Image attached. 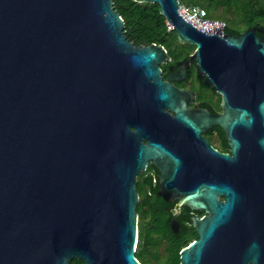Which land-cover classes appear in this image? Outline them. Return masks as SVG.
I'll return each mask as SVG.
<instances>
[{"label":"water","instance_id":"obj_1","mask_svg":"<svg viewBox=\"0 0 264 264\" xmlns=\"http://www.w3.org/2000/svg\"><path fill=\"white\" fill-rule=\"evenodd\" d=\"M134 1L196 46L222 113L185 110L188 92L161 80L164 47L128 41L113 0H0V264H141L135 185L148 162L169 193L188 169L182 203L209 211L180 264H264L262 30L199 29L180 0ZM211 125L232 155L208 147ZM208 153L255 172V196L205 183Z\"/></svg>","mask_w":264,"mask_h":264},{"label":"flooded vegetation","instance_id":"obj_2","mask_svg":"<svg viewBox=\"0 0 264 264\" xmlns=\"http://www.w3.org/2000/svg\"><path fill=\"white\" fill-rule=\"evenodd\" d=\"M224 30L225 28L222 34L232 36L241 34L233 35ZM175 35L176 40L164 47L168 58L160 64L161 80L170 83L179 90L188 92L189 97L184 102L185 110L193 116L207 115L212 117L220 115L222 113L221 95L214 89V85L209 83L206 76L199 74L198 65L194 61L196 46L180 41L177 34ZM210 72L207 73L211 74ZM172 75L175 78L169 79V76ZM197 119H199L198 121L201 120L200 118ZM201 136L210 149L219 154L232 155L227 136L218 125L209 126L203 130ZM143 142L145 141L143 140ZM176 156L179 157L178 154ZM206 158L207 173L203 177L205 183L235 187L238 195L243 199L248 198V196H255V172L239 169V171L232 173L227 168L228 161L211 153H208ZM179 159L182 163L185 162L183 158L179 157ZM214 169L217 172L215 174ZM188 171L186 169L184 173L176 176L172 183L174 189L172 193L161 191V171L150 162L137 176V181L140 184L137 203V206L138 204L140 206L139 211H137L136 206L138 219L141 218L143 222L152 223L156 226L161 231L158 232L157 236L161 238L162 243H166L167 238L171 236L175 243L183 245L182 249L199 238L195 222L209 215L207 208L198 209L187 203H182L181 189L183 185L187 184L186 181L190 177ZM217 199L219 202L225 201V197L221 194H217Z\"/></svg>","mask_w":264,"mask_h":264},{"label":"trees","instance_id":"obj_3","mask_svg":"<svg viewBox=\"0 0 264 264\" xmlns=\"http://www.w3.org/2000/svg\"><path fill=\"white\" fill-rule=\"evenodd\" d=\"M186 7H200L208 19L225 23L228 33L237 35L247 29L261 28L258 35L264 38V0H180ZM114 9L124 21L125 37L133 45L152 43L168 46L176 40L175 31L167 29L166 19L160 14V7L153 3H138L134 0H113ZM140 194V184L135 185ZM140 206L138 204L137 211ZM161 232L152 223L138 219V245L135 257L141 264H180L179 253L183 245L175 243L171 236L161 242ZM69 264H85L72 259Z\"/></svg>","mask_w":264,"mask_h":264},{"label":"built area","instance_id":"obj_4","mask_svg":"<svg viewBox=\"0 0 264 264\" xmlns=\"http://www.w3.org/2000/svg\"><path fill=\"white\" fill-rule=\"evenodd\" d=\"M179 13L188 23H190L195 28L208 30L218 27L219 23H223L225 25V23L222 21L208 19L206 17L205 10L197 6L186 7L182 5ZM166 25L167 29L169 28L170 30H173V28H171L168 23H166Z\"/></svg>","mask_w":264,"mask_h":264},{"label":"rangeland","instance_id":"obj_5","mask_svg":"<svg viewBox=\"0 0 264 264\" xmlns=\"http://www.w3.org/2000/svg\"><path fill=\"white\" fill-rule=\"evenodd\" d=\"M169 31H171L169 28H168Z\"/></svg>","mask_w":264,"mask_h":264}]
</instances>
